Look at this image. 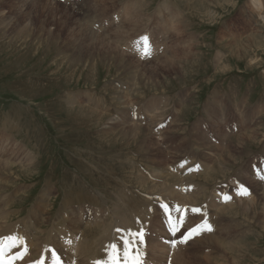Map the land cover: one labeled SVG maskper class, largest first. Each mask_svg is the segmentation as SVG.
Returning a JSON list of instances; mask_svg holds the SVG:
<instances>
[{
    "label": "rangeland",
    "instance_id": "1",
    "mask_svg": "<svg viewBox=\"0 0 264 264\" xmlns=\"http://www.w3.org/2000/svg\"><path fill=\"white\" fill-rule=\"evenodd\" d=\"M32 1L7 0L5 8L1 11L3 13L0 14V165L19 163L18 159L10 160L13 154L20 156L19 159L30 156L34 161L32 166H18L5 174L0 171L4 175L0 181L3 184L6 182L3 189L0 188L2 189L0 198H4L8 204V197L14 192L11 202L15 201V197L18 200L10 208L9 213L13 216L10 223L14 224L25 218L29 209L38 205L39 202L35 204L36 200L41 196L45 197L46 191L51 189L54 191H50L48 199L54 204L52 211L54 217L60 211L66 195L82 192L90 197L89 203L75 205L73 215L82 216L79 214L80 209L88 211L90 207H94L96 209L90 211L93 212L90 213L92 223L94 220L99 221L98 216L107 218L109 215L108 219L113 220L110 217L113 205L109 200L123 202L122 204L128 207L129 215L133 213V218L137 214L142 217L145 210L148 211L150 219L142 217V222H147L144 223L146 226L143 223L141 226L144 240L142 249L139 247L144 254L142 264H156L149 253V238L158 244L154 249L167 247L168 251V246L177 248L181 244L179 247L183 249L181 251H187L188 256H196L191 260V264H208L199 262L200 258L217 256V252L216 258L220 257L221 260L223 255L228 258L221 250L210 249L209 246L214 247V244L202 240L212 236L225 243L232 242V247L239 251L234 257L230 255L233 259L230 264H264V204L254 206L251 217L239 210L229 212L228 220L223 217L220 219L214 214L216 211L211 210V200L219 201L215 198L216 192L225 195L228 193L232 199L231 197L237 194V185L242 184L253 193V188L248 187L246 184L248 182L240 176L243 174L240 170L247 169L249 177L255 180L257 169L264 168V0H112L107 2V6L113 4L118 6L113 8L115 10L111 9L110 13L107 12V18L101 21L98 9H95L97 16L93 15L95 18L92 20L95 24L94 29L112 33L123 31L121 29L131 31V36L125 39L127 43L124 41L123 47L143 61L148 70L156 59L163 57L162 54L175 53L157 64L156 70L150 69L148 73L143 72L141 67L135 65L132 67V64L126 61L127 58L123 59L124 64L121 67L118 62H108L90 47L78 49V44L70 42L72 35L66 28L61 33L57 32L59 27L56 24L60 17L67 22V26L75 23V19L68 15L69 11L65 12V7L68 6L73 12L77 11L76 15L80 19L82 11L85 13L87 6L98 0H34L38 1L35 2L36 6L32 5ZM101 2L102 0L99 3ZM125 2L135 4V9L138 5L144 6L145 11H134L136 14L129 12L125 18L123 17ZM163 6L169 10L160 16L159 11ZM82 8L84 10L81 11ZM95 10L91 13L94 14ZM24 14L27 18H23ZM1 15L6 18L3 23ZM11 21L14 22L11 24ZM42 22L45 23V29L51 33L50 36L40 37ZM101 22L103 24H100ZM122 23H125L124 27ZM179 27L180 30L177 31ZM134 32L138 33L132 35ZM145 36L149 38V57L144 56L143 45L139 43ZM153 49L158 54L155 55ZM156 56L158 58H155ZM92 61L96 65L94 64V71L89 72ZM92 73L94 75H91ZM149 104H159L160 111L155 112L159 116L153 118L154 121H157L160 115L161 120L166 119L162 123L159 120L154 127H149L153 131L154 141H157L159 148L162 149L160 154H157L155 149L143 146L147 140L145 134L140 135L138 140L123 137L119 134L121 129L117 133L113 132V127L109 124L112 120L115 122H122L125 118L130 120L131 116L132 119L138 120L137 118H141L143 108ZM78 106L94 110L96 115L93 118L83 117ZM241 112L244 114L240 115ZM101 117L104 120L98 123ZM175 119L180 121L175 124ZM259 120L261 123L254 131L236 140L235 132L239 133L238 136L248 132L259 123ZM175 125L177 127L173 129ZM223 126L227 128L232 126L230 131L226 129L228 137L225 136L224 129L222 130ZM157 128H163L165 133L162 131L158 134ZM232 136L236 152L231 156L226 155L225 161L220 159L222 167L225 168L223 171L225 176H222L224 174L221 171L205 176L217 165L213 160H217L223 154L213 152L211 146L214 144L225 148L228 143L224 139ZM202 137L209 139L212 144L199 141L198 139ZM179 145L183 146L180 148ZM146 148L150 153L146 152ZM159 158L170 163L160 168L157 160ZM226 161L229 163L224 166ZM202 165L206 169L205 172L195 173ZM173 168L174 171H178L174 173L178 175L177 179L180 178L178 181L176 179L175 184L171 182L175 187L171 183L168 184L169 187L172 186V189L182 192L181 189L190 184L188 187L191 185L193 187H187L186 191L192 193L190 190L194 189L193 197H201L197 199V205H193L189 220H185L180 211L181 216L179 215L177 221L178 227L179 223H182L180 231H171L164 217L165 207L170 209V206H173V210L181 207L180 202L171 199V195L167 194L169 187L167 191L155 190V193L152 190L157 186L152 187V184H149L150 186L146 185L148 188L145 186L144 188L136 182L139 177L146 178V175L150 174L153 178L150 176L145 183L165 184L161 175L165 174L166 170L173 171ZM89 170L95 172L94 179L97 178L101 185L94 182ZM258 181L259 185L264 187V181L261 178H258ZM113 189H119L116 193L122 197L121 199L109 192ZM164 191L166 193H163ZM186 191L183 190V195ZM124 193L127 196L123 195ZM197 193L201 195L198 196ZM167 198L170 199L169 204L162 205L160 202L166 203ZM141 201H147L153 204V207L145 206ZM3 205L0 203V211L7 209L2 212L8 213V205ZM96 206L102 208L97 209ZM218 206L217 208L222 207L220 201ZM138 208L144 212L138 211ZM201 209L208 210L204 217L207 219L205 223L198 224L203 218L196 210ZM169 211L172 212V209ZM65 213L66 211L63 215ZM83 219L84 216L81 220ZM172 221L177 230L174 218ZM208 225L211 231L206 229ZM128 228L123 224V232H127ZM194 229L198 230V234L194 232V237L191 236L182 243L185 236ZM122 233H119V236ZM241 236L245 237L243 245L246 244V250L243 252L240 250L243 245L235 244L237 240L243 239H239ZM5 237H8V234ZM199 240H202V244H199ZM171 241L175 242V245L171 244ZM9 255L5 252V258ZM171 256L172 254H168L166 264L169 263ZM73 258H76L75 254L70 256L69 260ZM224 260L217 261V264H225Z\"/></svg>",
    "mask_w": 264,
    "mask_h": 264
},
{
    "label": "bare ground",
    "instance_id": "2",
    "mask_svg": "<svg viewBox=\"0 0 264 264\" xmlns=\"http://www.w3.org/2000/svg\"><path fill=\"white\" fill-rule=\"evenodd\" d=\"M26 1V0H25ZM27 1H30V0H27ZM101 0H98L96 1L94 4H90L87 6V10L85 11V13L82 11L84 10V8L80 9L82 11V14L81 15V20L77 17L76 15V12H73L70 10V8L67 6L65 7V12L66 10L69 11L68 15L73 17L75 19V23L74 24H71V25H68L67 26V22L64 21V19L62 17L57 18L59 19L58 20V24H56L59 28L57 30L58 33H61L62 30H64L65 28L70 32V34L72 35L71 37V43L76 45L78 44V49L80 50H83L84 47H90L92 49V51H97L98 53H100L99 55L102 56L105 60H107L108 62H118V65L119 66H123L124 64V58H127V62H130L132 64V67L133 65L137 66V67H141L142 68V71L144 72H150V69L152 70H156V65L157 64H160L161 62H163L164 60L170 58V56L174 55L175 53H168V54H162V58H158L157 56L155 58H158L156 59L155 63L153 66H151L148 70L147 66L143 63V61H141L139 58L131 55L127 50L124 49L123 45H124V41L125 39H127L128 37L131 36V31H128L127 29V26L126 29L127 30H124V29H121L123 31L119 32H108V31H105V32H102V31H99L97 29H94V25L92 23V20L97 16L96 12L98 11L99 12V19L100 21L102 19H104L106 17V13L109 12L111 9L117 7L118 5L116 4H113L112 6H107V2L108 1H112V0H102L101 3H99ZM123 1V0H122ZM6 2L7 0H0V14H2L3 12H1L4 8H5V5H6ZM34 2V3H33ZM35 2H38V1H32V5L36 6ZM54 3V2H53ZM126 4V8H124V16L123 17H127L129 12L131 13H134L136 14L137 12L143 10L145 11V7L144 6H140L138 5V8L135 9L134 7L136 6L135 4H130V2ZM143 4V3H142ZM38 5V4H37ZM84 5V3H83ZM168 5V4H167ZM165 5V6H167ZM60 6V5H58ZM125 6V5H124ZM148 6V4L146 5V7ZM165 6H163L160 11H159V15L160 16H163L165 12H168V8H165ZM61 7V6H60ZM121 7V6H119ZM169 7V5L167 6ZM81 8V7H80ZM134 8V9H133ZM95 9H98L97 11ZM79 10V9H78ZM79 10V11H80ZM95 10V13H91L92 11ZM115 10V9H113ZM14 11V10H13ZM134 11H137V12H134ZM142 11V12H143ZM12 13V12H11ZM60 13V12H59ZM81 13V12H80ZM110 13V12H109ZM116 13V12H115ZM17 14V13H16ZM14 14V15H16ZM78 14V13H77ZM143 14H145L143 12ZM142 14V15H143ZM95 17H94V16ZM141 15V16H142ZM170 15V13L168 14ZM93 17L92 19L90 18ZM139 16V15H138ZM140 16V17H141ZM29 17V16H28ZM97 17V18H98ZM144 17V16H142ZM146 17V16H145ZM164 17H167V16H164ZM174 17V16H173ZM177 17V16H176ZM175 17V18H176ZM23 18H27L26 15L24 14L23 15ZM91 20H90V19ZM107 18V17H106ZM132 18V17H131ZM131 18L129 20H131ZM139 18V17H138ZM147 18V17H146ZM163 18V17H162ZM149 19V18H148ZM173 19V18H172ZM179 19V18H177ZM1 23L4 22V20H6V18L4 16L1 15ZM121 20V19H120ZM126 20V19H125ZM152 20V19H151ZM175 20V19H174ZM124 21V20H123ZM122 21V22H123ZM150 21V20H149ZM148 21V22H149ZM153 21V20H152ZM151 21V22H152ZM160 21V20H159ZM169 21V20H168ZM167 21V22H168ZM178 21V20H177ZM182 20H179V22H181ZM14 21H11V24L13 23ZM18 22V20H17ZM115 22V21H114ZM178 22V23H179ZM43 23V22H42ZM99 23V22H98ZM118 23H119V20H118ZM126 23V21H125ZM125 23L123 24V27L125 25ZM158 23V22H157ZM177 23V22H176ZM32 27V22L30 21L29 23ZM100 24H103L102 22ZM99 24V25H100ZM120 24V23H119ZM127 24V23H126ZM145 24V23H144ZM147 24V23H146ZM161 24V23H159ZM45 23H43L41 29H40V37H45V36H50L51 33H49L45 27H44ZM116 25V24H115ZM128 25V24H127ZM149 25V24H148ZM171 25V23H170ZM175 25V23H174ZM29 26V25H28ZM118 27V25H116ZM169 26V25H168ZM176 26V25H175ZM180 26V25H179ZM18 27V26H17ZM145 27V26H144ZM147 27V26H146ZM177 27V26H176ZM148 28V27H147ZM34 29V28H33ZM32 29V30H33ZM112 29V28H111ZM119 29V28H118ZM143 29V28H142ZM171 29V27H170ZM175 29V28H174ZM116 30V29H115ZM131 30V29H129ZM180 30V27L179 29H177V31ZM19 31V30H18ZM112 31V30H111ZM144 31V30H143ZM15 32V31H14ZM17 32V31H16ZM21 32V31H20ZM180 32V31H179ZM133 33V31H132ZM138 32H134V34L132 35H136ZM172 35V34H171ZM59 36V34H58ZM29 39V38H28ZM130 39V38H129ZM126 42V41H125ZM127 43V42H126ZM165 44V43H164ZM160 48V47H159ZM170 49H172L173 51V48H171V46L169 47ZM74 49V48H73ZM134 50V49H133ZM155 49H153L154 51ZM157 50V49H156ZM162 50V49H160ZM171 51V50H170ZM155 52V51H154ZM158 52V51H157ZM160 54H161V51H159ZM164 52V51H162ZM96 53V52H95ZM104 54V55H102ZM158 54L155 52V55ZM154 55V56H155ZM177 55V54H176ZM150 56V54L148 55V57ZM120 58V59H119ZM97 61H99L98 57L96 58ZM95 59V60H96ZM93 61H94V58H93ZM92 61V62H93ZM102 62V60L100 61ZM85 63V62H84ZM87 64V63H86ZM94 64L96 65V63L93 62V64H91V67L89 69V72L91 71H94ZM74 65V64H73ZM72 65V66H73ZM88 66V65H87ZM131 66V65H129ZM89 67V66H88ZM104 67V66H103ZM131 67V68H132ZM126 68V66L124 67V69ZM123 69V68H122ZM124 71V70H123ZM134 71V70H133ZM136 71V70H135ZM96 72V71H95ZM131 72V71H130ZM132 73V72H131ZM98 74V73H97ZM95 74V75H97ZM134 74V73H133ZM91 75H94L93 73ZM140 77V76H138ZM138 81V80H137ZM138 84V83H137ZM139 86V85H137ZM141 86V85H140ZM143 87V86H142ZM138 89V87H137ZM137 92V91H136ZM139 93V92H138ZM137 93V94H138ZM124 94V93H123ZM142 95V94H141ZM123 96V95H122ZM131 96V95H130ZM129 97V96H128ZM153 97V96H152ZM120 99V98H119ZM122 99V98H121ZM125 102V101H123ZM158 102V101H157ZM126 103V102H125ZM156 103V102H155ZM167 103V102H166ZM145 105V104H144ZM159 105V104H158ZM158 105L156 104H149L146 106V108L144 107L143 108V113L141 114V118H137L139 120V122H137L138 120H134L132 119V116H131V119L130 120H126V118L122 121V122H115L112 120V123H109L111 124L110 126L113 127V132H118L119 129H121V131L119 132L120 135H122L123 137H129V138H133L134 140H138L139 136L140 135H143L145 134L146 137H147V140H146V143L143 144V146L145 147H148V148H151V149H155L156 153L157 154H160L162 153V149L159 148V143L157 141H154V136H153V131L150 130V128L160 120V123L164 122L166 119L164 120H161L162 118V115H160V118L157 120V121H154L153 118H158L159 114L158 113H155L156 111H160ZM170 105V104H169ZM79 107V106H78ZM223 107V106H222ZM80 109V112L82 114L83 117H86V116H90V117H94L96 115V112H93L83 106L79 107ZM224 109V108H222ZM140 110V109H139ZM142 112V110H140ZM139 111V112H140ZM158 111V112H159ZM135 112V111H134ZM138 112V113H139ZM162 112V111H161ZM166 112V111H165ZM137 113V112H136ZM137 113V114H138ZM163 113V112H162ZM222 113V112H221ZM136 114V115H137ZM216 114H219V113H216ZM244 112H241L240 115H243ZM122 115V114H121ZM134 115V116H136ZM215 115V114H213ZM139 116V115H137ZM136 116V117H137ZM125 117V116H124ZM164 118V117H163ZM103 117H101V119H99V121H97L98 123H101L103 121ZM180 121V120H176L175 119V124H177V122ZM261 123V120H259V123H256V126H254L253 129H251L250 131L248 132H245L241 135L238 136L239 133L235 132V134H237V138L236 140H240L242 139V137H244L245 135H247L249 132H252L256 129V127ZM144 124L145 126L143 127ZM159 124V123H158ZM235 124V123H234ZM180 125V124H179ZM233 126V125H232ZM232 126H229L227 128V126H223L222 127V130L224 131V134L226 137H228L229 135L226 134V129H228V131H230V129L232 128ZM150 127V128H149ZM177 126L175 125L173 127V129H175ZM180 127V126H179ZM167 129V128H166ZM152 130H154V128H152ZM164 129H159L157 128L156 129V132L158 134H160V132H162ZM171 130V129H169ZM209 130V129H208ZM211 131V130H210ZM217 132V130H215ZM219 131V130H218ZM232 131V130H231ZM164 132V131H163ZM168 132V131H167ZM165 133V132H164ZM234 133V132H233ZM168 134H172V133H168ZM191 134V133H190ZM165 136L164 135V139H165ZM173 136V135H172ZM213 136H216V134H213ZM195 137V136H194ZM156 138V137H155ZM175 138V137H174ZM233 138L234 136L232 137H229L227 139H224L225 141H227V146L225 148L223 147H219L217 145H212L211 146V150L213 152L215 151H218V152H223V154L220 155V157L217 159V160H213V161H216L215 165L213 167V170L205 175V176H211V173H215L217 171H221L222 174L223 171L225 170L224 167H222V164L221 163V160L220 159H223V161H225V156L228 155V156H231L232 154H234L236 152V148L233 146ZM140 139V138H139ZM163 139V140H164ZM177 139V138H176ZM180 139V138H179ZM178 140V139H177ZM199 141L203 142V143H206V144H212L211 142H209V139L205 138V137H202V138H199L198 139ZM143 141V140H142ZM195 141V140H194ZM221 142H223L222 140H220ZM180 142V141H179ZM183 142V141H182ZM190 142V141H189ZM193 142V141H192ZM191 142V143H192ZM221 142L219 143V145L221 144ZM194 143V142H193ZM202 143V144H203ZM181 144V143H180ZM183 144V143H182ZM172 145V144H171ZM170 145V146H171ZM183 145H179L178 147H182ZM176 147V149L178 148ZM192 147V146H191ZM179 148V149H180ZM193 148V147H192ZM174 149V150H176ZM187 149V148H186ZM184 149V150H186ZM201 149V148H200ZM147 150V148H146ZM181 150V149H180ZM183 150V151H184ZM188 150V149H187ZM186 150V151H187ZM150 150H147L146 152H149ZM171 151V150H169ZM177 151V150H176ZM185 151V152H186ZM191 151V150H190ZM153 152V151H152ZM172 152V151H171ZM179 152V151H178ZM177 152V153H178ZM182 152V151H181ZM180 152V153H181ZM150 153V152H149ZM155 153V154H156ZM179 153V154H180ZM154 154V153H153ZM182 154V153H181ZM215 154V153H214ZM218 154V153H217ZM171 155V154H170ZM175 155V153H174ZM204 155V154H203ZM166 156V155H165ZM164 156V157H165ZM168 156V154H167ZM178 156V155H177ZM184 156V154H183ZM206 156V155H205ZM20 156H17V154H13L11 157H10V160H15V159H18L19 163H17L16 165L15 164H11V165H8L7 164H1L0 165V171H2L4 174L6 172H11V170L13 168H16L18 166H22V167H27V166H32L34 164V161H33V158L28 156V157H25V158H22V159H19ZM185 157V156H184ZM207 157V156H206ZM205 157V158H206ZM155 158V157H154ZM157 158V157H156ZM169 158V157H168ZM172 158V157H171ZM177 158V157H176ZM183 158V157H182ZM188 158V157H187ZM193 158V157H192ZM204 158V157H202ZM208 158V157H207ZM210 158V157H209ZM215 158V157H214ZM233 158V156L231 157ZM8 159V157H7ZM179 159V157H178ZM177 159V160H178ZM189 159V158H188ZM155 160V159H154ZM159 160V163H158V166H160V168H163L167 165V163H170V162H164V161H161V159H157ZM170 160V159H169ZM177 160H175L177 162ZM182 160V159H181ZM191 160V159H189ZM200 160V158H199ZM211 161V160H210ZM222 161V162H223ZM152 162V161H151ZM158 162V161H157ZM181 162V161H180ZM193 162V161H192ZM203 163V162H202ZM207 163V162H206ZM225 163V162H224ZM228 161H226V163L224 164V166H227L228 165ZM154 164V163H153ZM198 164V163H197ZM157 165V164H156ZM169 165V164H168ZM189 165V164H188ZM185 167V166H184ZM200 167V166H199ZM203 167V168H202ZM202 167L199 168V170L195 171L196 172H202L205 169V167L202 165ZM168 168V166H167ZM193 168V167H191ZM175 168H173V171H174ZM183 169V168H182ZM172 170V169H171ZM186 170V169H185ZM141 171V170H140ZM173 171H167L165 172V174H162L161 175V178L164 179V183L165 184H161L159 185L158 184H154V183H145V182H148V180L151 178L150 174H148V176L146 175V178H142V177H139L138 180L140 179L141 181L139 182L138 180H136V182H138L139 185H141L142 187H147L146 185H149V184H152V187L153 186H157L156 189H153L152 191L155 192V190L157 191H163V189L165 191H167V187H169L168 184H170L171 182H175L176 179H177V174H174V173H177L178 171L175 170L174 172ZM242 171L243 174H241L240 176L243 177V179L245 181H247L248 183H246L248 185V187H251L253 188V193H252V196L250 197L251 193H250V190L244 188V187H241V192L244 194V196H240L238 194L234 195V197H231L232 199L228 198L226 199L224 202L223 201V194L220 193V194H215L217 198V200L220 201V203L222 204V207L220 208H217L219 207L218 206V202H214V200L212 199L211 201H209V204L210 202L212 203L211 205V210L212 211H216L214 214H217L218 217H223L224 219H230L229 217V212H236V211H242L244 212V214H249L248 216L251 217V215H253V211H254V206H262L264 204V187H262L261 185H259V181H258V178H260L261 176L264 175V168H258L257 169V175L255 178V180H252V178L249 177V171L246 169V170H240ZM94 172V171H93ZM91 170H89V175L90 177L94 180V182H98L97 184L98 185H101V183L98 181V179H94L96 174L95 172L93 173ZM205 172V171H204ZM236 172V171H235ZM3 173H0V180L2 179L1 177L3 175ZM191 173V172H190ZM238 173H240L238 171ZM186 174V172H185ZM220 174V173H219ZM233 174V173H232ZM237 174V173H236ZM145 174L143 173V176ZM177 175V176H176ZM194 175V174H193ZM197 175V174H196ZM195 175V176H196ZM221 175V174H220ZM231 175V174H230ZM235 175V174H234ZM187 176V175H186ZM222 176H225L222 175ZM221 176V177H222ZM237 176V175H236ZM7 177V176H6ZM150 177V178H149ZM183 177V176H182ZM191 177V175H190ZM190 177L189 180H190ZM240 177V178H241ZM153 178V176H152ZM180 178V177H179ZM178 178V179H179ZM200 178V177H199ZM210 178V177H208ZM228 178V177H227ZM233 178V176H232ZM236 179V177H234ZM238 178V176H237ZM177 179V181H178ZM201 179V178H200ZM206 179V178H205ZM204 179V180H205ZM224 179V178H223ZM222 179V180H223ZM188 180V181H189ZM202 180V179H201ZM133 181V180H132ZM135 181V180H134ZM163 181V180H162ZM176 181V183H177ZM187 181V180H186ZM198 181V180H197ZM1 182V181H0ZM152 182V181H151ZM161 182V181H160ZM180 182V180H179ZM184 182V181H183ZM192 182V181H191ZM190 182V183H191ZM196 182V181H195ZM207 182V181H206ZM224 182V181H223ZM232 182V181H231ZM241 182V181H240ZM243 182V181H242ZM2 183V182H1ZM0 183V188L4 187L5 183L1 184ZM163 183V182H162ZM173 183H171V185H173ZM185 183V182H184ZM199 183V181H198ZM229 183V182H227ZM137 184V183H135ZM175 184V183H174ZM186 184V183H185ZM184 184V185H185ZM193 184V182L191 183ZM204 184V183H203ZM206 184V183H205ZM210 184V183H209ZM217 184V182H216ZM220 184V183H219ZM168 185V186H167ZM190 184H188L189 186ZM215 185V184H214ZM227 185V184H225ZM224 185V186H225ZM230 185V184H229ZM150 186V185H149ZM174 186V185H173ZM185 188H182L183 190H187V187ZM136 187V186H135ZM141 187V188H142ZM144 187V188H145ZM175 187V186H174ZM193 186L191 185L190 187L188 188H192ZM202 187V186H201ZM138 188V187H137ZM140 188V187H139ZM138 188V189H139ZM148 188V187H147ZM217 188V187H216ZM3 189V188H2ZM2 189H0V191L2 192ZM16 189V188H15ZM128 189V187H127ZM133 189V188H132ZM181 189V191L183 192V190ZM207 189V188H206ZM232 189V188H230ZM117 190L119 189H113L112 191L109 190L110 193L114 194V196L118 197V199H121L122 197L117 194ZM177 190V189H176ZM174 188L172 189V186L169 187L168 191L169 193L167 192V194H170L169 197L175 201H177L178 203L180 202L181 203V207L179 209V211H177L178 208H176L175 210H173V206L171 207L172 209V215H173V218L176 222V226H177V230L176 231H180L182 229V227H178L177 225V221H178V217L180 215V211L181 209L185 206H193L194 204L197 205V199L198 198H201V197H198L200 195H198L199 193H197L196 195H198L197 197L198 198H194L193 195H194V192L195 190H190V192L192 193H189L188 191H186V193L183 195L182 192H180V190L176 191ZM226 190V189H225ZM15 191H18V190H15ZM50 191H53V189L49 190V191H46V195L45 197L41 196L40 198H38L35 202L38 203V205L34 206L33 208L29 209L28 211V215L21 219L20 221L18 222H14V224L10 223L11 220L13 219L11 216L12 213H9L10 212V208L15 205V202L18 201L16 199V197L14 198L15 201L14 202H11L13 200V195H14V192H12V194L8 197V204L5 203L4 201V198H0V203L4 204L5 206L8 205V213H3L2 211L3 210H7V209H2V211H0V237H2V239L5 238V236L8 234V236H16V237H19L23 240V244L18 247L19 248V251L21 252H17L18 251V248H12L11 250H7L6 253L8 252L9 254L13 255V254H16V252L20 255V254H23V259L20 261L19 260H14L13 263L14 264H38V261H40L41 259H44L46 260V264H51V261L50 260H47V257L49 256V253L51 250H55V252L57 253V255H59L66 263H72V264H96L97 261H103L104 264H107V261L109 259V248H108V245L113 242L114 240L117 241V243H119V241L117 240V236L119 237V233L116 232V229L119 228L122 230L123 228V224H125V227H129L128 228V233L129 231L135 233V232H138V229L140 228V223H142V217L144 216L147 217L148 219H150L148 217V211L145 210V212L141 209V211L139 210L140 208H138V211L140 212H144L141 217V215L137 214L134 218L132 216L133 213H131L129 215L130 212H127L128 211V207L123 205L122 203L118 202L115 198L116 201H113V200H109V202L112 203L113 206H111V215L110 217L113 219H108L109 215H107V218L103 217V218H99L98 216V219L99 221L96 222L94 220V222L92 223L90 220L92 219L90 217V213H93V212H90L93 208H89V210H83L84 208L80 209L79 211V214H81L82 216H74L73 215V210L75 209V205H86L87 203H89V200L88 196H86L85 194H83L82 192H79V193H70L68 195H66V199L65 201L63 202L62 204V207L60 209V211L54 216H52V211H53V206L54 204L51 202V201H48L49 199V194L51 193ZM96 191V189H95ZM129 191V190H128ZM139 191V190H138ZM143 191V190H141ZM163 192V193H166V192ZM210 191V190H209ZM227 191V190H226ZM254 191L256 192V195L254 196ZM54 192V191H53ZM134 192V191H133ZM132 192V193H133ZM150 192V191H149ZM152 192V193H153ZM202 192V191H201ZM213 192V191H211ZM128 193V192H127ZM131 193V192H130ZM156 193V192H155ZM151 194V193H150ZM2 195V194H1ZM0 195V196H1ZM99 197L101 196L100 194H97ZM123 195H126L125 193ZM131 195V194H130ZM136 195V194H135ZM203 195V193H202ZM213 195V193H212ZM214 195V196H215ZM127 196V195H126ZM167 196V195H166ZM102 197V196H101ZM131 197H133L131 195ZM164 197V196H163ZM193 197V198H192ZM207 197V196H206ZM213 197V196H212ZM102 198H106V197H102ZM127 198V197H126ZM130 198V197H129ZM209 199V197H207ZM227 198V196H226ZM7 199V198H6ZM132 199V198H131ZM206 199V198H204ZM125 200V199H124ZM138 200V199H137ZM167 200V203L169 202V198L166 199ZM203 200V199H202ZM216 200V199H215ZM216 200V201H217ZM235 200V201H233ZM55 201V200H54ZM92 201V199H91ZM107 201V200H106ZM126 201V200H125ZM139 201V200H138ZM204 201V200H203ZM208 201V200H207ZM56 202V201H55ZM78 202V203H76ZM87 202V203H86ZM99 202V201H97ZM130 202V201H129ZM128 202V203H129ZM137 202V201H136ZM165 202V201H164ZM232 202V203H231ZM131 203H132V200H131ZM130 203V204H131ZM142 204H144L145 206H152L153 207V204H150L148 203L147 201H144L142 202ZM140 203V204H141ZM199 203V201H198ZM208 203V202H206ZM159 204V203H158ZM166 204V203H165ZM169 204V203H168ZM171 204V203H170ZM201 204V203H200ZM208 204V205H209ZM223 204H225L223 206ZM3 205V206H4ZM97 205V204H96ZM135 205V204H134ZM133 205V206H134ZM92 206V205H91ZM98 206V205H97ZM96 206V207H97ZM132 206V204H131ZM139 206V205H138ZM108 207V206H107ZM130 207V206H129ZM137 207V206H135ZM163 206L161 205V208ZM102 208L101 206L97 207V209H100ZM133 208V207H132ZM143 208V207H142ZM158 208V207H157ZM96 209V208H94ZM135 209V208H134ZM137 209V208H136ZM12 210V209H11ZM153 210V208H152ZM162 210V209H161ZM165 210V209H164ZM65 215H63V212H65ZM94 211V210H93ZM103 211V210H102ZM102 211H99V212H102ZM108 211H110L108 209ZM107 211V213H108ZM129 211H131L129 209ZM137 211V210H136ZM135 211V212H136ZM137 211V212H138ZM147 211V212H146ZM210 211V212H212ZM104 212V211H103ZM133 212V211H131ZM95 213V212H94ZM97 214V213H95ZM93 215V214H92ZM191 213H188L187 211V215H184V219L186 220H189V218L191 217L190 216ZM198 215V214H197ZM235 215V214H233ZM84 216V219L85 222L83 220H81V218ZM96 216V215H95ZM94 216V217H95ZM105 216V215H104ZM193 216V215H192ZM196 216V214H195ZM232 216V215H231ZM247 216V217H248ZM255 216V215H254ZM93 217V216H92ZM101 217V215H100ZM205 217V216H204ZM245 217V216H244ZM91 218V219H90ZM143 218V220H144ZM197 218V217H196ZM103 219V220H102ZM193 219V218H192ZM201 219V217H200ZM199 219V220H200ZM207 219V218H205ZM204 219V220H205ZM221 219V218H220ZM244 219V218H243ZM81 220V221H80ZM88 220V221H87ZM119 220V221H118ZM146 220V219H145ZM203 221V220H202ZM215 221V219H214ZM233 221V220H232ZM250 221V220H249ZM198 222V221H197ZM223 222V221H222ZM145 224L147 222H144ZM200 223V222H198ZM208 223L211 225V222L208 221ZM215 223H217L215 221ZM234 223V222H233ZM143 224V225H145ZM208 225V226H210ZM241 225V224H240ZM146 226V225H145ZM149 226V225H148ZM174 226V225H173ZM230 226V225H229ZM228 226V227H229ZM122 227V228H121ZM175 227V226H174ZM216 227V226H215ZM227 227V228H228ZM138 228V229H137ZM205 228V227H203ZM225 228V226H224ZM231 228V227H230ZM176 229V227H175ZM207 229V227H206ZM233 229V228H232ZM245 229V228H244ZM143 230V229H142ZM203 230V229H202ZM230 230V229H229ZM124 231V230H123ZM234 231V230H232ZM231 231V232H232ZM240 231V230H239ZM127 232H123L122 234H124V236H127ZM145 232V231H144ZM203 232V231H202ZM221 232V231H220ZM242 232V231H240ZM121 234V235H122ZM220 234V233H219ZM233 234V233H232ZM237 234V233H236ZM154 235V233H153ZM218 235V234H216ZM224 235V234H223ZM81 236V237H79ZM193 236V235H192ZM196 236V235H195ZM200 236V235H199ZM202 236V235H201ZM226 237L228 235H225ZM194 237V236H193ZM225 238V237H224ZM243 238V239H242ZM239 239H242V240H237L235 244H242L243 245V241L245 239V237L241 236ZM143 240V239H142ZM177 240V239H176ZM202 240L206 243L208 242L209 244H214V247L212 246H209L210 249H219L221 250L224 254H227L228 258H226L225 255H223L221 258L225 259L223 261V263L225 264H230L229 262L233 261L232 257H234V255L239 252L237 250H235L232 246V242H229V243H225L223 242L221 239L215 237V236H212V237H205V238H202ZM201 240V241H202ZM248 240V238L246 239ZM144 241V240H143ZM200 241V240H199ZM197 241V242H199ZM199 242V244H202V242ZM19 243V241H17ZM149 253L151 254V259L153 260V262L156 264H166L167 263V260H168V254L172 256L170 257V261H171V264H191V260L193 258H196V256H188V252L187 251H181L183 250L182 248H179L180 245L177 247V248H173L172 246H168V248L170 249V253H169V249L168 251L166 250V248H156L154 249V247L158 246V244H155L153 242V240H150L149 238ZM195 242V243H197ZM246 242V241H245ZM171 244H172V241H171ZM204 244V243H203ZM197 245V244H196ZM142 246V245H141ZM199 246H202V245H199ZM236 246V245H235ZM238 246V245H237ZM208 247V246H206ZM145 248L147 249V247L145 246ZM198 248V247H196ZM205 248V247H204ZM203 248V249H204ZM202 249V250H203ZM242 252L243 250H246V244L243 245V247H241L240 249ZM142 251V250H141ZM148 251V250H147ZM207 251V250H206ZM143 253V252H142ZM198 253V252H197ZM201 253V252H200ZM199 253V254H200ZM203 253V252H202ZM76 256V258H73L71 260H69L70 256L74 255ZM230 255L232 257H230ZM68 257V258H66ZM218 257V252H217V256H214L213 255L211 256H206L204 258H200L199 262L201 261L202 263H208V264H217L218 262L217 261H221L223 259H219V258H216ZM122 258V257H121ZM197 258H198V255H197ZM231 258V259H229ZM228 259V260H226ZM165 262V263H164ZM193 264V263H192ZM199 264V263H197Z\"/></svg>",
    "mask_w": 264,
    "mask_h": 264
},
{
    "label": "snow or ice",
    "instance_id": "3",
    "mask_svg": "<svg viewBox=\"0 0 264 264\" xmlns=\"http://www.w3.org/2000/svg\"><path fill=\"white\" fill-rule=\"evenodd\" d=\"M143 45V54L144 56L148 55L149 52V38L147 36L142 37L140 42ZM227 199V198H225ZM179 211V209H177ZM199 211V210H196ZM175 227L173 231H175ZM207 230L211 231V227L207 226ZM118 233H122L123 230L116 229ZM198 234V230L194 229L190 231L186 236L185 240L181 241L186 242L187 239L191 238L193 233ZM143 233L142 232H131L129 231L127 236L123 234L120 235L117 240L111 242L108 245L109 248V259L107 264H142V253L140 248L137 246L138 244H142L143 240ZM19 241V243L17 242ZM23 244V240L16 236H8L4 239L0 240V264H13L14 260H19L23 258V254L14 256L11 260L5 258V252L7 250H11L12 248H18ZM122 257V258H121ZM47 260L51 261V264H61V259L55 252V250H51ZM38 264H46V260L41 259L38 261ZM96 264H104L103 261H97Z\"/></svg>",
    "mask_w": 264,
    "mask_h": 264
}]
</instances>
